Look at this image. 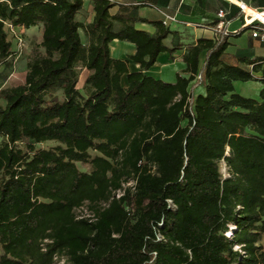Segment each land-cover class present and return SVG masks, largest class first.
Listing matches in <instances>:
<instances>
[{
    "label": "trees",
    "instance_id": "trees-1",
    "mask_svg": "<svg viewBox=\"0 0 264 264\" xmlns=\"http://www.w3.org/2000/svg\"><path fill=\"white\" fill-rule=\"evenodd\" d=\"M91 1L85 24L84 0H0V63L14 54L9 25L42 24L45 50L24 83L0 90V264H264V88L254 98L234 85L264 84V58L226 63L222 30L189 47V76L167 82L146 71L178 49L164 42L171 30L154 21L150 34L129 6ZM115 39L136 45L140 70L112 57ZM48 141L59 144L36 147Z\"/></svg>",
    "mask_w": 264,
    "mask_h": 264
},
{
    "label": "crops",
    "instance_id": "crops-1",
    "mask_svg": "<svg viewBox=\"0 0 264 264\" xmlns=\"http://www.w3.org/2000/svg\"><path fill=\"white\" fill-rule=\"evenodd\" d=\"M117 5L111 9V13L115 14L119 10L120 5H126L131 8V14L139 19L146 21H138L135 26L137 29L145 30L150 34H155L157 28L151 22H163L166 15L174 16L175 20L170 21V35L165 39V44L169 48L177 47L176 51L161 52L156 63L146 71L147 74L162 79L165 71L175 73L176 79L178 75L189 76L185 72L187 67L184 55L191 45L197 43L200 38L215 39L218 31L216 25L222 18L220 13L224 12L225 25L223 31L228 35L230 45L223 55L226 63L239 65L241 67L251 69L252 65L243 62V59L264 58V41L259 37H254L252 29L246 25V20L261 19L264 21V0H111ZM243 5V10L240 5ZM260 12V13H259ZM263 13V14H261ZM95 11L91 0H84L83 9L77 14L80 22L89 24L93 21ZM42 27L43 25L40 24ZM39 26V25H37ZM44 30V27H43ZM82 40L88 44V38L84 31L81 30ZM111 55L113 58L129 60L128 67L130 71L140 70V64L130 59V56L136 53V45L130 41L115 39L110 43ZM206 57L203 51L199 56V67L202 68ZM87 71L86 78L89 74ZM161 76V77H159ZM260 76V74H258ZM200 77L199 75L197 76ZM85 78V80H86ZM125 84V76H123ZM84 80V83H85ZM197 80L193 81L195 84ZM80 82V81H79ZM237 81L234 82V85ZM245 82V81H243ZM251 82V81H246ZM259 86L258 96L264 88V84L259 80H252ZM79 87V83H78ZM236 89V87H235ZM205 85H195V95L204 94ZM239 93V92H238ZM241 94V93H240Z\"/></svg>",
    "mask_w": 264,
    "mask_h": 264
},
{
    "label": "rangeland",
    "instance_id": "rangeland-1",
    "mask_svg": "<svg viewBox=\"0 0 264 264\" xmlns=\"http://www.w3.org/2000/svg\"><path fill=\"white\" fill-rule=\"evenodd\" d=\"M261 20V19H260ZM263 21V20H262ZM264 22V21H263ZM9 39L13 44L14 54L10 59V67L6 68L3 63H0V90L3 88L11 87L14 85H18L24 83L26 73L28 71V63L31 59L37 56H42L45 54V50L42 47L41 43L43 41V27L41 25L34 26L31 28H24V27H6ZM168 71V69H167ZM163 74L164 80L173 81L176 78V74L171 72L172 75L168 73ZM87 71L85 69L81 70L80 75V82L79 88L85 94L86 90L84 87V80L86 78ZM126 82V80L124 79ZM236 91L241 93L247 97H254L258 96L259 86L256 82H243L237 81L235 83ZM59 97L62 98V92L58 91L56 93ZM0 103H3L2 99H0ZM187 121H183V125H186ZM59 143L56 141H48L44 143L37 144V148H50L57 146ZM19 146L22 148H26V143L20 142ZM92 155H96L97 152L94 150L90 151ZM78 167L83 171H90L91 167L89 165L82 164L78 162ZM222 170L226 173L227 168L225 164H222ZM133 182L126 184V186L132 185ZM91 208L87 203L78 211L79 215H86L89 216L91 214ZM264 245V238L261 241ZM2 247L0 245V255L2 254ZM55 264H71L66 258H56Z\"/></svg>",
    "mask_w": 264,
    "mask_h": 264
},
{
    "label": "built area",
    "instance_id": "built-area-1",
    "mask_svg": "<svg viewBox=\"0 0 264 264\" xmlns=\"http://www.w3.org/2000/svg\"><path fill=\"white\" fill-rule=\"evenodd\" d=\"M240 7H241L243 10H245L242 4L240 5ZM259 13H260V12H259ZM261 14H263V13H261ZM224 16H225V13H224V12H221V13H220V17H221L222 19H221V20L217 23V25H216V30H217L218 32H221V31L223 30L224 25H225ZM174 20H175V17H174V16L166 15L165 18H164V20H163V24H164L165 26H169L170 21H174ZM256 20H257V21H260V22H262V23L264 24V22L261 21V20H259V19H251V20H248V19H247V20H246V25L248 26V25L252 24V23H253L254 21H256ZM9 26L12 27L11 25H9ZM252 34H253L254 37H259L261 40L264 41V26H259L258 28L253 29Z\"/></svg>",
    "mask_w": 264,
    "mask_h": 264
}]
</instances>
